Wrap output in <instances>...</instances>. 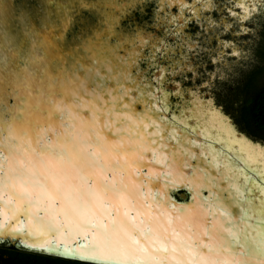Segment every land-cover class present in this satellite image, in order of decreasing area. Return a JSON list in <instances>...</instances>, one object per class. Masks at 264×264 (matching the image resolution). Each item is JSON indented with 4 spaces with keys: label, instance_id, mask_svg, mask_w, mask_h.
<instances>
[{
    "label": "water",
    "instance_id": "obj_1",
    "mask_svg": "<svg viewBox=\"0 0 264 264\" xmlns=\"http://www.w3.org/2000/svg\"><path fill=\"white\" fill-rule=\"evenodd\" d=\"M35 1L38 2L37 0H31V2H29L33 6ZM89 2L94 3L92 0H89ZM83 16H88L93 20L98 19V17L89 10L86 11ZM0 17L3 18L1 15ZM3 19L6 20V18ZM77 30L78 26L74 27L73 30L67 34L68 41L72 39L73 32ZM40 39L41 37H35V35L31 33H27L21 42L23 43L24 49L28 47V50H30L33 43L39 44L38 42H40ZM6 43H8V40L5 33L3 30H0V69H3V57L8 47L11 46H6ZM36 52L42 54V49L37 47ZM20 67H24L23 61L20 62ZM31 70L32 68H29V71ZM148 77L149 76L143 75L146 81L150 79ZM90 84L94 86L95 79H90ZM107 86H109L108 81L103 87L106 89ZM133 90L137 91L139 87ZM88 97L89 96H85L84 94L70 97L61 105V110L54 112L51 116H49L46 111H38V115L23 129L15 125H6L5 121L7 117L0 114V212L4 210V202L13 199L10 189L7 187V185L12 183V179H16L28 191L29 197L35 205L34 213L31 209L28 212L21 211L18 213L20 224H22L21 227L25 229V232L12 234L10 238L7 239H5V233L0 232V243L5 240H11L13 243L27 249V243L43 238V231L40 229L38 231L36 229L37 225L38 227L39 225L44 227V225H48L47 223H49L56 228H65V225H67L66 221H68V225L71 227L70 230H75L78 225H81L80 223L83 224V227H81L77 233H74L72 237L73 247L85 243L87 237L89 239L92 238L89 241L95 244L100 240V234L102 233L103 244H105L106 241L113 244H118L119 242V245L121 243V245L128 247L131 256H135V258L131 256L128 257L127 255L123 257L127 258L129 262L137 259L138 255L142 252L141 249H144L145 253H148L151 258L155 260L158 259V262H154V264H175L173 257L174 252L171 253L168 247L173 239V234L171 233L172 229L170 230V227L175 226V231H181V233L187 235L192 233L196 236L194 241H189V243L199 247H197L200 252L199 255L204 254L210 256L207 248L211 247L214 241H219L211 229V227L217 228V212H212L210 210L207 215L206 213H202L204 210L210 209V206L206 205V199H198L197 204H195V206H198L197 211L193 206L194 200H192V198L194 194L188 189V186H185L186 184L177 187H169V194L167 197L171 198V210L169 211V209H166L167 211L164 210V212H161L163 211L161 204L164 202L161 198V180H154L151 177L145 176L146 172L150 175L149 168L146 163L140 161V159H142L151 162L152 160L148 157L152 154L150 152L135 154V159L139 158L138 163L136 161H130L131 163H129L128 159L131 158L128 155L133 151L131 148L133 142L123 133L125 129L122 124L123 121H121L120 124L117 121V125L110 126L109 122H113L111 119H113L115 114H108L104 110L96 113L87 103ZM176 97L177 96L174 97L173 95V101L176 100ZM188 98H191L190 95H187V99ZM133 99H137L136 92L133 93ZM7 102L10 105H14L16 103V98L11 97ZM3 103L4 97L0 94V104ZM136 109L139 110L138 106H136ZM220 111L222 112V110ZM222 114L228 116L223 112ZM228 117L231 119L230 116ZM231 121L233 122L232 119ZM139 131H141V128H139ZM86 133L87 137L85 136ZM239 133L244 134L241 131H239ZM137 134H139V132ZM244 135L254 143L264 144L262 140H256L246 134ZM97 142L103 144V154L108 156L105 159L102 158V161L97 159L95 154L97 152L95 143ZM6 145L11 148V159H6L9 152V148L6 147ZM66 145L67 147H65ZM169 146H171V144H169ZM112 151H114L117 156H114ZM76 152L86 160L81 161L77 159L75 157ZM45 153H52L53 155L52 157H46ZM73 157L75 158L73 164H71L70 160H65L66 158L69 159ZM122 158H124L123 161ZM19 160L24 162L23 175L18 171L19 165L17 161ZM164 167L165 165L162 166V168ZM183 169L188 170L187 173H191L188 167ZM119 175H126L127 178L124 179L127 181L121 180L118 177ZM45 177L51 178L57 187V192L52 191V188L46 183ZM126 182H129V185L125 187ZM150 190L158 196L156 200H152L151 203L149 198L143 200V196H150ZM208 194L209 190L204 189V191L200 193V196L202 198L215 200V195L209 197ZM225 196L226 195H224L223 198ZM129 202L134 206H127L126 203ZM147 204H149V206H147ZM226 204L228 205L229 203ZM234 204L235 201L229 204V206L233 208L231 209V214L234 218L233 222L237 227H240L243 226L244 223L239 219L245 216L249 210H247V213L244 212L243 214L246 205H243V210L238 207L239 210L237 211L235 206H240V203L237 201L236 205ZM167 207H169V205ZM72 208H75L76 212L79 214L80 222H77V220L73 218L70 211ZM106 208L108 211L106 210L104 214L102 210ZM193 213L196 214L197 220L194 219ZM247 215L250 216L249 214ZM10 216L11 214L9 213V218ZM95 217L100 219L103 223L100 231L98 228L96 229V227L92 226V222H89L93 221ZM254 218L253 216L251 223L255 224L256 221ZM29 219H31L34 229L31 234H27ZM111 220H113V222ZM160 225H163L169 231L165 233L162 231L159 232V230H161ZM257 225L263 226L264 224ZM178 227H180V230L177 229ZM207 228H209L208 233L206 230ZM60 233L61 230L54 235L48 236L47 239L60 243L58 240ZM125 234H127V236H125ZM219 235L222 237L221 233ZM156 237H158V239H164V242L168 244V250L161 249L160 246L157 248L155 245L152 246L151 243H149L150 240L156 239ZM263 238L264 237L259 240L262 242L264 240ZM132 240H135L136 243ZM88 243L89 242H86V244ZM229 243L230 249H226L222 245L216 248L220 247L221 254L228 253V256H230V253H232L235 255V260L232 259L233 261H236V259L240 257V254H247L246 248H243V243L241 241L236 242L233 240ZM61 246L63 247L62 243ZM89 246L91 247L92 245ZM112 246L119 249L118 246ZM28 250L39 251L37 249ZM113 251L114 249H107L106 246H104L103 255L95 263L117 264L108 259V257H114ZM107 252L113 255H106ZM125 253L127 254V252ZM214 255L217 256L216 253H214ZM67 259L79 260L78 257ZM216 259L217 258H215L214 262ZM261 259L264 258L255 257V261L248 264H260ZM175 260L180 261L179 263L182 262L180 259ZM148 263L153 264L151 261H148ZM184 264L197 263L188 261Z\"/></svg>",
    "mask_w": 264,
    "mask_h": 264
},
{
    "label": "bare ground",
    "instance_id": "obj_2",
    "mask_svg": "<svg viewBox=\"0 0 264 264\" xmlns=\"http://www.w3.org/2000/svg\"><path fill=\"white\" fill-rule=\"evenodd\" d=\"M171 1L172 0H169L170 4L172 3ZM175 1L173 0V2ZM105 3L110 5L106 8V10H108L109 8L113 9L114 7H117L116 5L119 4L117 0L111 3ZM126 67V72L120 70V83L114 80L115 77L108 81V85H110V87L107 86L106 91L110 92V95H106V98L103 101L98 102L96 96H93L91 94H84L85 96H89L87 99V103L92 107V109L96 111V113L101 112L98 109L100 107H102L101 110L106 111L108 114L114 113L115 116H113V119H111L113 122H109L110 126L117 125V121L119 122V124L121 121H123L122 124L125 128L123 133L125 136H127L128 139L132 140L133 142V146H131L133 151L128 155L131 158L128 159L129 163H131L130 161H136L138 163L139 158L135 159V154L146 152H150L152 154L148 157L150 158V160H152L151 162L142 159H140V161H142V163H146L149 168L150 175H148V173L146 172L145 176L151 177L154 180H161V198L164 201L163 204H161V207L163 208V211L161 212H164V210L167 211L166 209H169V211L171 210V198L167 197V195L169 194V187H177L184 184H186L185 186H188V189H190V191H192L194 194L192 198V200H194V205H192L197 211L198 206H195V204H197L198 199H206V205L210 206V209L204 210L202 213H206L207 215L210 210L212 212H217H215L217 214V228L211 227V229L215 233L213 234L217 237V239H219V241H214L211 244V247L207 248L210 256H206L204 254L199 255V247L189 243V241H194L196 236L192 233L187 235L181 233V231H175V226L170 227V230L172 229L171 233L173 234V239L170 242L169 246L164 242V239H158V237H156V239L154 238L150 240L149 243H151L152 246L155 245L157 248H159L160 246L161 249L164 250H168L169 247L171 253L174 252L173 257L175 264H184L188 261H192L197 264H248L250 262H254L255 257H262L261 250L264 249V240L262 241V243L259 239H262V237H264V225L258 226L257 224H264V212L263 214L258 212L255 213L253 211V205L257 202L256 198L264 200V195L260 191L253 192L249 188L251 186L253 178L263 181L264 183V176L260 174V171L258 169H256L257 167L254 168L252 166V163L247 160V154L253 152L258 155V157H260L257 158L260 162V165H258L263 167L264 149H261L257 146L254 147L253 145L251 147L246 144V140L244 138H240L239 141L236 140V142H234V145L242 148V150H245L247 152L243 153L236 150L235 147L232 148L224 141H218V139L213 136V133L216 134V132L218 133L219 129H221L223 134L231 139L232 135L230 133L232 132L233 134V129L228 128L224 121H219V123L215 124V126L209 125L210 123H207L208 119L206 117H202V108H198L197 111H195L196 113L194 114V119L189 120L191 126L185 128L179 127L175 124L176 122L171 123L170 121L164 120V117L161 116L165 115V109L161 107L163 103L160 99L161 96L159 97L157 85L156 87L150 86L148 88H145L144 86L139 87V80L137 78L135 79V81L126 79L130 75L128 74L130 68H128V66ZM138 87L139 90H133L134 88L138 89ZM134 92H136L137 94L136 100L133 99ZM140 105L142 108L140 107ZM136 106H138L139 110L136 109ZM209 120L211 121V119ZM196 123H198V128L193 127ZM139 128H141V131H139ZM138 132L139 134H137ZM205 137H207L208 140H206ZM169 144H171V146H169ZM112 153H114V156L116 155L114 151H112ZM78 154L79 153L77 152L75 153V157L77 159L81 161L86 160L83 156H80ZM95 154L97 159H100V161H102V158L105 159L108 157L103 153L99 154L96 152ZM73 158H66L65 160H70L71 164H73V160H75V158ZM123 160L124 158H122V161ZM163 165H165L164 168H162ZM182 167H188L191 173H187L188 170H184ZM118 177L123 181H127L124 179L127 178L126 175H119ZM128 185L129 182H126L125 187ZM204 189L209 190V197H213V195H215V200L202 198L200 196V193H202ZM149 194L150 196H143V200L149 198V201L151 203L152 200H156V198L158 197L156 196V193L152 192V190L149 191ZM224 195L226 196L223 198ZM234 201V205H236L237 201L240 203V206H235L237 211L239 210L238 207L243 210L242 207L244 204L246 205V209L243 210V214L244 212L247 213V210H249L247 214H249L250 216L246 214L245 216H242V218L240 217L241 219L239 220H242L241 222L244 223L243 226L240 227H237L233 222L234 218L231 214V209L233 208L229 206V204H231V202L234 203ZM226 203L229 204L227 205ZM259 204L260 203H258L257 205ZM126 205L129 207L134 206L130 202L126 203ZM168 205L169 207H167ZM147 206H149V204H147ZM106 210L108 211V209L106 208L105 210H102V212L105 214ZM192 215L194 219L197 220L196 214L193 213ZM253 216L255 217V224L251 223V219ZM111 221L113 222V220ZM89 222H92V226L96 227V229L98 228L99 231L102 229L103 223L97 217H95L93 221ZM66 223L67 225H65V228L59 227L61 233L59 234L60 237H58V240L60 241V243H70L71 247L75 249L77 245L73 247L72 237L74 233H77L78 230L83 227V224L80 223L81 225H78L79 227L77 226L75 230H70L71 227L68 225L69 222L66 221ZM160 228L161 230H159V232L162 231L165 233L169 231L163 225H160ZM36 229L38 231L39 229L41 231H44V227L40 225L39 227L37 225ZM177 229L180 230V227H178ZM206 230L208 233L209 228H207ZM144 232L146 233L145 230ZM220 233L222 237L219 235ZM125 236H127V234H125ZM90 239L88 237L86 238V242H89L87 245L93 246L94 244L93 242L89 241ZM233 240L236 242L241 241L243 243V248H246L245 250L247 251V254H240V257L237 258L236 261L232 260H235V255H233L232 253H230V256H228V253L221 254L220 251L221 245L226 249H230L231 247L229 246V242H232ZM132 241L136 243L135 240ZM86 242L82 244H86ZM50 243L52 245L57 244L56 242L51 240ZM109 243L111 242L106 241L105 244L102 245V247L104 248V246H106L107 249H114V251L112 252L114 254V257H108L109 261L113 263L149 264L148 261H151V263L154 264V262H158V259L155 260L151 258L148 253H145L144 249H141L142 252L140 255L142 256L138 255L137 259L129 262L127 258H123L126 255L128 257L131 256V252L127 246L121 245V243L119 245V242L118 244ZM112 245L118 246L119 249L114 248V246ZM218 246L220 247L216 248ZM125 252H127V254ZM112 253L107 252L106 255H113ZM214 253H216L217 256H215ZM131 257L135 258V256L133 255ZM215 258L217 259L214 262ZM175 259H180L182 262L179 263L180 261H177Z\"/></svg>",
    "mask_w": 264,
    "mask_h": 264
},
{
    "label": "rangeland",
    "instance_id": "obj_3",
    "mask_svg": "<svg viewBox=\"0 0 264 264\" xmlns=\"http://www.w3.org/2000/svg\"><path fill=\"white\" fill-rule=\"evenodd\" d=\"M59 1L71 3L79 15L83 16L89 10L100 19L95 9L80 8L81 0H52L53 9ZM92 1L98 2V0ZM113 1L115 0H105L107 3ZM84 2L94 4L89 0ZM117 2H119L117 7L108 10L101 7V11L112 13L117 17L127 13L128 18L123 19V26H127L130 20H135L144 25L152 37L151 39L145 37L148 45L138 50L141 58L136 59L135 63L127 64L130 75L126 79L135 81L137 78L139 87L148 88L157 85L163 103L161 107L165 109V115L161 117L185 128L191 126L189 120L194 119L195 111L202 108V117L208 119L209 125L215 126L219 121H224L228 128L233 129V134L230 133L231 139L225 136L221 129L218 133L211 134L218 141H224L243 153L247 152L234 145V142L239 141L240 138H244L246 144L251 147L253 145L264 149V144L254 143L244 135L262 140L254 138L235 121V112L228 105L237 107L240 99L238 92L247 74L264 62L262 56L264 0H176L175 2L172 0L171 4L169 0H117ZM37 3L35 1L33 6ZM0 15L6 18L4 20L0 17V30H5L7 40L21 42L27 35L24 22H14V19L3 11H0ZM35 37L41 36L35 35ZM6 46L9 44L6 43ZM25 51H28V47ZM121 55L123 56L124 53L122 52ZM143 75L149 76L150 79L143 80ZM120 76V71L113 76L118 83ZM92 78L95 79L94 76ZM99 94L98 92L97 95ZM173 95L177 96L175 101ZM187 95L191 98L187 99ZM101 108L98 109L101 111ZM220 110L230 116L233 122ZM193 127L198 128V123ZM238 130L244 134L239 133ZM205 139L208 140L207 137ZM257 158L260 157L253 152L247 154V160L264 176V166H259L260 162ZM249 189L253 192L260 191L264 195V183L256 178L252 179ZM256 201L253 211L263 214L264 200L256 198ZM258 203L260 204L257 205Z\"/></svg>",
    "mask_w": 264,
    "mask_h": 264
},
{
    "label": "snow or ice",
    "instance_id": "obj_4",
    "mask_svg": "<svg viewBox=\"0 0 264 264\" xmlns=\"http://www.w3.org/2000/svg\"><path fill=\"white\" fill-rule=\"evenodd\" d=\"M0 4V11L12 17L14 22H24L27 33L41 36L39 45L33 43L27 52L22 42L8 39L11 46L3 57V69H0V94L4 97V103L0 104V114L7 117L6 125H15L21 129L29 125L38 111H46L51 116L61 110V105L74 95L91 94L96 96L98 102L103 101L106 95L111 94L106 92L103 85L119 74L120 70L126 72L128 63H135L136 59L141 58L138 50L148 45L145 37L152 38L144 25L135 20H130L127 26H123L122 21L128 18L127 13L117 17L112 13L102 12L101 7L106 9L110 6L105 0H98L94 4L85 3L84 0L80 2V8L97 11L100 15L97 20L79 15L71 3L65 2L57 3L54 9L52 0H38L35 7L29 0H8L6 3L0 0ZM76 26L78 30L73 32L72 39L68 41L67 34ZM37 47L42 49V54L36 52ZM121 52L124 53L123 56ZM21 61L24 63L23 68L20 67ZM29 68L32 70L29 71ZM92 76L95 77L94 86L90 84ZM11 97L16 98L14 105L7 102ZM85 136L87 137V133ZM6 147L9 148L6 159H11V148ZM95 148L99 154L103 153V144L97 142ZM52 155L45 153L46 157ZM17 163L18 171L23 175L24 162L19 160ZM45 181L53 192H57L50 177H45ZM7 187L14 202L13 199L4 202V210L0 212V232L5 233V239L12 234L25 232L18 213L28 212L30 209L35 212V205L28 191L16 179H12ZM70 211L73 218L80 222L76 209L72 208ZM33 231L29 219L27 234ZM59 231V228L51 224L44 226L43 238L27 243L26 248L37 249V254L51 258L78 257L81 264H95L103 255L102 233L100 240L93 246L78 244L74 249L70 243L62 242L63 247L61 243H50L47 237ZM261 255L264 257V249L261 250ZM260 264H264V259H261Z\"/></svg>",
    "mask_w": 264,
    "mask_h": 264
},
{
    "label": "trees",
    "instance_id": "obj_5",
    "mask_svg": "<svg viewBox=\"0 0 264 264\" xmlns=\"http://www.w3.org/2000/svg\"><path fill=\"white\" fill-rule=\"evenodd\" d=\"M262 56L264 58V52ZM238 94L240 99L237 107L228 104L235 112V121L254 138L264 140V62L247 74ZM11 242V240H7L2 244ZM14 250L11 253V264H18L21 261L25 262H22L23 264H81L80 260L51 258L25 248L18 251L15 247ZM89 264L93 263L89 262Z\"/></svg>",
    "mask_w": 264,
    "mask_h": 264
},
{
    "label": "flooded vegetation",
    "instance_id": "obj_6",
    "mask_svg": "<svg viewBox=\"0 0 264 264\" xmlns=\"http://www.w3.org/2000/svg\"><path fill=\"white\" fill-rule=\"evenodd\" d=\"M6 36V35H5ZM7 241V240H5ZM3 241V242H5ZM3 242L0 243V264H11V253L15 251V247L17 248L18 251H21L20 249H23L21 246L17 245L16 243H5L2 244ZM21 261L18 264H23ZM25 263V262H24Z\"/></svg>",
    "mask_w": 264,
    "mask_h": 264
}]
</instances>
